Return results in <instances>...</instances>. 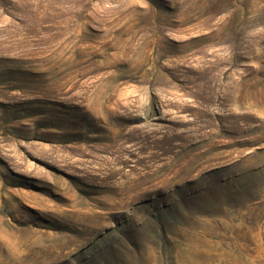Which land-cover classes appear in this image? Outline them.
<instances>
[{
	"label": "rangeland",
	"instance_id": "obj_1",
	"mask_svg": "<svg viewBox=\"0 0 264 264\" xmlns=\"http://www.w3.org/2000/svg\"><path fill=\"white\" fill-rule=\"evenodd\" d=\"M0 264H264V0H0Z\"/></svg>",
	"mask_w": 264,
	"mask_h": 264
}]
</instances>
